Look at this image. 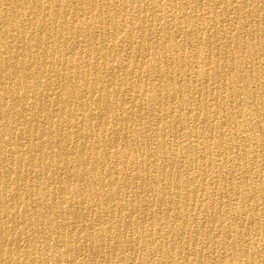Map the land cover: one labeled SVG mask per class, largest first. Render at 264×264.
I'll return each mask as SVG.
<instances>
[{"label":"bare ground","instance_id":"obj_1","mask_svg":"<svg viewBox=\"0 0 264 264\" xmlns=\"http://www.w3.org/2000/svg\"><path fill=\"white\" fill-rule=\"evenodd\" d=\"M0 264H264V0H0Z\"/></svg>","mask_w":264,"mask_h":264}]
</instances>
